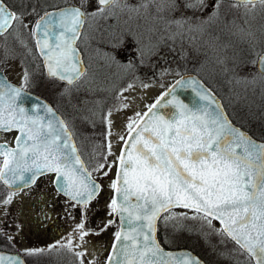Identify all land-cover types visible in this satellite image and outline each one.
<instances>
[{"label": "snow or ice", "instance_id": "6c2138e0", "mask_svg": "<svg viewBox=\"0 0 264 264\" xmlns=\"http://www.w3.org/2000/svg\"><path fill=\"white\" fill-rule=\"evenodd\" d=\"M225 2L78 0V5L61 7L55 0H0V132L17 133L11 145L0 143V184L8 189L0 195V209L7 214L17 192L51 176L68 214L81 210L72 231L48 249L0 250V264H25L23 257L52 249L66 250L75 264H84L87 238L114 225L104 264H204L186 249L166 250L168 240L158 237L161 226L172 240L197 235L226 264H264V137L256 140L243 122L237 124L206 82L194 76L176 80L145 105L147 111L126 117L125 132L117 136L119 155L112 150L111 118L130 107L124 93L137 86L133 70L150 64L165 47L181 59L188 58L189 49L203 50L205 60L210 52L238 103L251 111L248 92L257 88L264 101V34L250 26L257 6L264 10V0H227L231 8L242 9L233 19L222 16ZM121 16L127 30L113 32L108 45L95 50L101 67L130 73L115 88L117 73L94 74L78 41L89 39V29L101 30L93 22ZM129 43L136 52L121 60L119 53ZM13 59L20 62L16 85L4 75ZM171 71L163 67L159 74ZM37 75L56 82L57 107L29 92ZM149 86L150 81L140 82L143 89ZM235 86L243 87L236 91ZM178 90L195 94L191 106ZM100 93L110 94L113 103ZM259 114L264 119V103ZM79 124L93 132L82 131ZM97 125L102 132L95 131ZM90 135L103 137L91 151L86 143ZM113 169L107 184L108 219L98 229L87 228L91 204L105 191L100 181ZM38 215L40 224L51 218L44 209ZM0 238L8 245L15 240L3 228Z\"/></svg>", "mask_w": 264, "mask_h": 264}, {"label": "rangeland", "instance_id": "374dc122", "mask_svg": "<svg viewBox=\"0 0 264 264\" xmlns=\"http://www.w3.org/2000/svg\"><path fill=\"white\" fill-rule=\"evenodd\" d=\"M89 10H91V6ZM241 11L242 9H231L227 5H223L221 8L222 16L228 19L238 17ZM105 25H107L111 31L104 29L103 26ZM250 26L258 35L264 34V10H261L259 6H257V11L254 15L250 17ZM128 27L129 25H125L124 21L101 19L93 22V28H100L101 30L93 31L89 29V39L84 41L85 45L83 46V50L85 52V58L90 64H92V60L95 58V68L91 67L93 64H89L90 70L101 78L107 75V73L115 71L117 73L114 85L115 88L127 80L130 77V73H124L115 68L110 69L107 67H101L102 62L96 59L95 50L97 47H106L109 41L113 39V32L124 31L127 30ZM206 38L207 37H205V39ZM135 52L136 49L133 47L132 43H129L127 47L119 53L120 59L126 61L131 58ZM208 55L209 59L205 60L203 50L197 53L189 49L188 58L181 59L176 52L170 51L169 48L165 47L160 50L159 55L151 58L150 64L133 70L137 75V86L135 90H130L124 93L125 96L129 97L128 102L130 103V107L126 111L115 112L111 118L114 121L112 129L113 135L111 137L112 150L116 155L121 146L117 136L125 132L124 125L126 117L137 111L145 112L147 109L145 105L151 104L162 93V91L178 77L176 74L177 70L181 73L185 68L195 69L196 75L199 78L202 76L206 81L214 80L216 77L220 78V81H217L218 84L216 83L217 86H215V92L221 103L224 105L226 112L237 124L243 122L244 129L250 131L253 136H257L258 140L264 137V119H261L259 114V109L264 101L261 99L259 89L257 88L255 93L252 91L248 92L250 98L248 104L251 105V111H249V109L245 107L243 101H240L239 103L236 101V98L231 91L233 85L228 84L226 79L220 74L219 69L210 58L212 54L209 52ZM164 59L168 61L167 65L163 64ZM202 64L203 66H201ZM163 67H169L172 71L167 75H160L159 70ZM154 70L155 74L153 75ZM14 79L16 80L15 77ZM141 81H150V86L147 89L141 88ZM161 84H163V87L160 86ZM59 86L62 87L61 85ZM242 87L243 86H235L236 91H241ZM31 89H34L39 96L46 98L53 107H57L55 103L57 100V85L48 84L43 87L33 86ZM98 95H102V93ZM108 102L109 104L113 103L111 95H109ZM61 112H63L62 108ZM80 126L88 128L86 124H79V127ZM89 128L92 131L90 126ZM258 132H261V135ZM9 139L10 135L0 134V141H6ZM110 159H112V157H110ZM113 172L114 169L108 178L100 181L105 185V191L101 194L99 198L100 200L96 202V204L91 205V208L88 211V220L86 223L87 228L98 229V226H102L108 219L106 209H103L102 205L105 203L106 207L107 197L110 196V193L107 191V184L109 180L113 178ZM4 193L5 192L0 188V195H3ZM41 209L46 210L51 217L46 221V225L38 223V220L42 219V215H38L41 213ZM73 217H75V219H73ZM79 221L80 211L73 209L69 215L66 210V203L54 195L53 188L47 179L40 180L38 184L30 190L17 192L13 202L8 207L7 214H5L3 209H0V228L5 229L15 236L12 245L17 251L26 248L48 249L51 245L55 244V242L59 241L61 237L66 236L71 232L74 225ZM17 225L20 226L19 231H17ZM115 231L116 226L114 225L110 228L111 240L112 234ZM87 239L89 242L84 247L87 249L88 255L84 257V264H89V261L91 260H95L96 264H101L103 254L101 248L102 233L100 235L89 236ZM200 250H202V248H200ZM45 252L56 253L57 251L52 249L51 251ZM50 263L51 260L48 261V264Z\"/></svg>", "mask_w": 264, "mask_h": 264}, {"label": "flooded vegetation", "instance_id": "af4514ba", "mask_svg": "<svg viewBox=\"0 0 264 264\" xmlns=\"http://www.w3.org/2000/svg\"><path fill=\"white\" fill-rule=\"evenodd\" d=\"M21 0H17V3H20ZM55 2L57 4H59L61 7H64V6H68V5H78V0H55ZM29 19H31V17H29ZM126 19V17H123L121 16L119 19H107V20H119V21H124ZM78 45H79V49L81 51V55H82V59L85 61L86 65H89L90 62L87 61V59L85 58V52L83 50V46L85 45L84 41L83 42H79L78 41ZM95 58H93L92 60V65L91 67H94L95 68ZM20 71V62L16 59H13L10 64H9V70L7 72L4 73L5 77L7 78V80L9 82H11L12 84L16 85L19 83V73ZM14 77L16 78V80L14 79ZM18 82V83H17ZM48 84H56V82H49V81H46L44 80L42 77H40L39 75H37L36 77V83L34 86L36 87H43V86H46ZM63 86V85H61ZM29 92L31 94H34V95H38L34 89H29ZM255 124V123H254ZM87 127H81V130L86 132V133H89L91 134L93 132V129L92 131L90 130L89 128V125H87ZM95 131L97 133L99 132H102L103 131V127L101 125H97V128L95 129ZM1 135H10V139L9 140H6L7 142H9V144L11 145L12 142L14 141L15 139V136L17 135V133L15 131H12V132H9V133H4V132H0ZM103 140V137L102 136H99V135H90L89 137V140L86 142L87 143V146H88V150L91 151V145L93 143H96V144H99L101 143ZM5 141H0V143H4ZM42 179H47L51 186H52V183H51V180H52V177L51 176H42L40 178L37 179L36 183L34 186H30L28 188H25L23 189L22 191H19V192H23V191H26V190H30L32 188H34L38 182ZM2 186V185H1ZM3 187V186H2ZM53 188V187H52ZM8 190H6L4 188V192H7ZM53 193L54 195L59 198L60 200H63L65 202V198L59 194L56 193V191L53 189ZM101 196V195H100ZM100 198V197H99ZM98 198V200H95L91 205H94L96 204V202H98L100 199ZM109 197H107L108 199ZM102 203H103V200H102ZM102 208L103 209H106V213H107V208L105 207V203L102 205ZM79 211H81L79 208H75ZM111 244H112V240H111V237H110V228L106 231V232H103L102 233V250H103V254H102V258H101V264H104V261H105V258L107 257L108 255V252L111 248ZM85 246V245H84ZM0 250H3V251H7V252H12V253H16L18 252L17 249H15V247L11 244V245H8L7 242L5 240H3L2 238L0 239ZM77 250H80V249H77ZM60 252H65L67 254H71L70 252H67L66 250H60V251H57L56 253H60ZM49 252H45L44 254H40V256L42 255H46L48 254ZM56 253H51L50 255H55ZM72 255V254H71ZM97 256V255H96ZM39 256L36 257V255L34 256H28V257H23L24 259V262L25 264H40L41 261L38 260ZM56 264H75L74 261H72L71 259L69 258H66V257H61V258H58L56 259ZM42 264H47V262H43Z\"/></svg>", "mask_w": 264, "mask_h": 264}, {"label": "trees", "instance_id": "16d2710c", "mask_svg": "<svg viewBox=\"0 0 264 264\" xmlns=\"http://www.w3.org/2000/svg\"><path fill=\"white\" fill-rule=\"evenodd\" d=\"M223 5L224 6L227 5L229 8H231L227 1ZM185 73L196 74L195 69H193V68L183 69L182 72L180 73V75L185 74ZM200 78L203 82H206V84L214 90H215V86H217V84H218L217 81H220V78H217V77H216L217 79L215 78L214 80H210V81H208V80L206 81L202 76H200ZM120 86L121 85H118V86H116V88H118ZM110 93H111V91H110ZM103 95H110V94L102 93V95H100V96H103ZM246 131L254 139L258 140L257 136H253L252 133L248 130H246ZM258 133H260V135H261V132H258ZM0 188L4 191V188L1 186V184H0ZM158 237L161 239V241L168 240V243L164 244L165 249H187V250L191 251L192 253H194L197 257H199L205 264H226L225 261H223V260L219 259V257L215 256L212 251H209L204 246V244L200 241V239L197 237V235H195V234L184 235L180 238L172 240L168 237L167 231L163 228V226H161L160 230L158 232ZM172 242H174V243H172ZM200 248H202V250H200ZM50 254L51 253H48V254L42 255V256L36 255V257L39 256L38 260L41 261V263L46 261L47 264H48L49 260H51L50 264H56V262H57L56 259L61 258V257L69 258L75 262V258L71 254H67L65 252L56 253L55 255H50Z\"/></svg>", "mask_w": 264, "mask_h": 264}, {"label": "water", "instance_id": "95a60500", "mask_svg": "<svg viewBox=\"0 0 264 264\" xmlns=\"http://www.w3.org/2000/svg\"><path fill=\"white\" fill-rule=\"evenodd\" d=\"M227 1V0H226ZM182 76H184V77H188V76H194V77H196L197 79H200L196 74H194V73H185V74H182V75H180V76H178L176 79H174L166 88H168L169 86H171L176 80H178V79H181V77ZM201 80V79H200ZM202 81V80H201ZM203 82V81H202ZM165 88V89H166ZM164 89V90H165ZM163 90V91H164ZM162 91V92H163ZM177 94L179 95V97L185 102V103H188L190 106L192 105V103H193V101L194 100H196V97H195V94L193 93V92H191L190 90H178V92H177ZM218 97V96H217ZM219 99V98H218ZM220 100V99H219ZM155 101V100H154ZM153 101V102H154ZM152 102V103H153ZM198 103H199V101H197ZM221 102V101H220ZM151 103V104H152ZM26 107L27 106H30L28 103H26V105H25ZM171 109H161V112L163 113V112H168V111H170ZM146 111H147V109H146ZM120 148H121V146H120ZM120 148H119V151H118V154L117 155H119V152H120ZM114 175H115V169H114V172H113V177H114ZM2 185V184H1ZM6 190H8L4 185H2ZM52 187H53V184H52ZM28 188V187H27ZM25 189V188H24ZM53 189H54V187H53ZM55 190V189H54ZM62 196V195H61ZM177 210H181V209H177ZM117 223H118V221H117ZM166 250H174V249H166ZM187 250V249H186ZM189 251V250H188ZM189 252H191V251H189ZM192 253V252H191ZM194 256H196L194 253H192ZM197 257V256H196ZM205 264V263H204Z\"/></svg>", "mask_w": 264, "mask_h": 264}]
</instances>
